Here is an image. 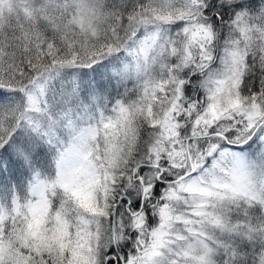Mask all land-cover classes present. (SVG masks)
<instances>
[{
    "label": "snow or ice",
    "instance_id": "6c2138e0",
    "mask_svg": "<svg viewBox=\"0 0 264 264\" xmlns=\"http://www.w3.org/2000/svg\"><path fill=\"white\" fill-rule=\"evenodd\" d=\"M0 264H264V0H0Z\"/></svg>",
    "mask_w": 264,
    "mask_h": 264
}]
</instances>
